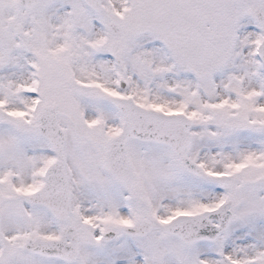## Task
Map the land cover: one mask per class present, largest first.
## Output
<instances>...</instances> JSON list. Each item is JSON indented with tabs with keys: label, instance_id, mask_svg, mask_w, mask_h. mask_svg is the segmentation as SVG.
<instances>
[{
	"label": "snow or ice",
	"instance_id": "snow-or-ice-1",
	"mask_svg": "<svg viewBox=\"0 0 264 264\" xmlns=\"http://www.w3.org/2000/svg\"><path fill=\"white\" fill-rule=\"evenodd\" d=\"M0 264H264V0H0Z\"/></svg>",
	"mask_w": 264,
	"mask_h": 264
}]
</instances>
